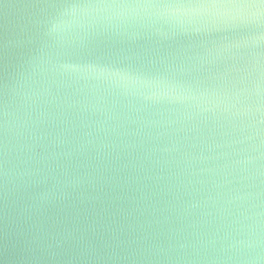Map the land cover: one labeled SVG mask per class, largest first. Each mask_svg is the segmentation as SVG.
Returning <instances> with one entry per match:
<instances>
[{"label": "snow or ice", "instance_id": "1", "mask_svg": "<svg viewBox=\"0 0 264 264\" xmlns=\"http://www.w3.org/2000/svg\"><path fill=\"white\" fill-rule=\"evenodd\" d=\"M241 6L264 8V0H245Z\"/></svg>", "mask_w": 264, "mask_h": 264}]
</instances>
